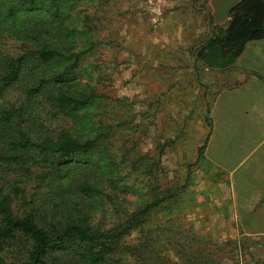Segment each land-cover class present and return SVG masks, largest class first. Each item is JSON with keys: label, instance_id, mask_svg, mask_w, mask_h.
Returning <instances> with one entry per match:
<instances>
[{"label": "trees", "instance_id": "1", "mask_svg": "<svg viewBox=\"0 0 264 264\" xmlns=\"http://www.w3.org/2000/svg\"><path fill=\"white\" fill-rule=\"evenodd\" d=\"M114 11L108 0H0V41L20 46L0 47V99L18 91L0 107V264H223L191 228L169 238L154 219L175 210L183 187L159 189L158 157L118 159L97 35ZM227 17L195 53L209 69L264 37V0H237ZM42 114L68 125L50 129Z\"/></svg>", "mask_w": 264, "mask_h": 264}, {"label": "rangeland", "instance_id": "2", "mask_svg": "<svg viewBox=\"0 0 264 264\" xmlns=\"http://www.w3.org/2000/svg\"><path fill=\"white\" fill-rule=\"evenodd\" d=\"M235 1L108 0L117 11L97 29L103 40L99 87L119 115L112 141L118 159L122 155L128 163L138 156L158 157L159 189H172L177 180L183 185L175 200L178 214L172 210L170 218L165 212L153 216L169 229L165 236H175L177 227L184 234L191 228L223 264H264V236L245 234L237 222L234 225L226 192L219 194L214 181L204 179L196 159L211 74L203 72L195 53L210 35L220 34L228 6ZM0 47L9 53L20 49L9 38H3ZM17 100L18 91L12 87L0 99V107ZM42 117L50 129L68 125L58 115ZM18 208L13 200L12 211L19 213Z\"/></svg>", "mask_w": 264, "mask_h": 264}, {"label": "crops", "instance_id": "3", "mask_svg": "<svg viewBox=\"0 0 264 264\" xmlns=\"http://www.w3.org/2000/svg\"><path fill=\"white\" fill-rule=\"evenodd\" d=\"M202 68L211 92L197 166L226 192L234 225L264 236V37L245 42L229 66Z\"/></svg>", "mask_w": 264, "mask_h": 264}]
</instances>
